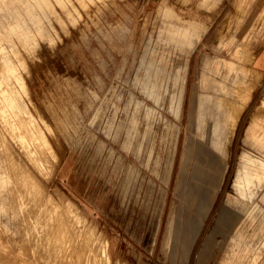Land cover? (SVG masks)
Here are the masks:
<instances>
[{
  "label": "rangeland",
  "instance_id": "rangeland-1",
  "mask_svg": "<svg viewBox=\"0 0 264 264\" xmlns=\"http://www.w3.org/2000/svg\"><path fill=\"white\" fill-rule=\"evenodd\" d=\"M263 53L264 0H0V264H199L242 156L264 160ZM261 184L208 264H264Z\"/></svg>",
  "mask_w": 264,
  "mask_h": 264
},
{
  "label": "bare ground",
  "instance_id": "bare-ground-1",
  "mask_svg": "<svg viewBox=\"0 0 264 264\" xmlns=\"http://www.w3.org/2000/svg\"><path fill=\"white\" fill-rule=\"evenodd\" d=\"M182 26V25H181ZM185 26V25H184ZM186 28V27H185ZM171 30V29H170ZM173 31V30H172ZM190 35L188 34L187 30H185L183 27H180L179 30L177 31V33H174L173 35V39L177 40L180 44H188L190 45V40H189ZM225 89V88H224ZM244 95V94H243ZM238 99V98H237ZM240 100V99H239ZM243 107H237L234 106L231 108L232 113L236 114V119H238V117L241 115V112L243 111ZM215 110V109H214ZM218 111V110H217ZM194 113V108L191 110V114H190V124L195 125V122H197V118L194 117L193 115ZM217 114V113H216ZM195 121V122H194ZM201 134V133H200ZM201 137H203V135H201ZM198 144L196 145V156H195V162L193 167H194V174L196 175L197 180H201V183H206L208 184H213L212 189L208 190V192H204L205 194H203L202 196V200H204L206 202L205 205L210 204V201L212 200L211 198H213V187L216 185V182L218 180V176H220V161H218V170L219 172L217 174L210 172L209 168H206V163L205 161L202 159V153H204V142L199 141L197 142ZM227 149H230L231 146H226ZM254 147L258 148L257 150L260 151H264V142L262 143H257L254 145ZM189 151V147L187 144V152ZM205 166H204V165ZM226 169L228 168V164L225 165ZM225 168V167H224ZM223 168V169H224ZM236 169V168H235ZM225 170V169H224ZM226 171V170H225ZM224 171V174H225ZM234 173V172H233ZM224 178V176H223ZM222 178V179H223ZM169 182V179H168ZM261 183H264V160L261 159H255V160H251V159H247L246 157H244V155L242 156L239 166L233 176V180L231 183V187H230V191L232 194H235L236 196H238L237 198H232L231 197V193H228L227 196L224 198L223 200V206L221 207V209L219 210V212L217 213L216 219H215V226H213V229L211 231H209L208 236L206 237V242L204 243L205 245L201 246L203 247L202 249V254L199 255L203 256V260L202 257L199 256V264H208L207 263V259L209 257H212L215 254L216 248H221L222 243H218L217 239H216V234L217 233H221L222 237H225L227 239V236L224 234V232L221 231V229H224V231H231L232 229H235L238 227V225L242 226L245 223V220L247 218H250V220H254V218H256V215H252L250 214V210L247 207L246 202L240 200V198H245L248 196H252L253 193L255 192V188H260V186L262 185ZM168 184V183H167ZM196 185V183H195ZM197 187V186H196ZM205 188V186L203 187ZM198 189V188H197ZM196 189V190H197ZM207 189V188H206ZM202 190V187H201ZM199 189V191H201ZM204 190V189H203ZM202 190V191H203ZM190 191V190H189ZM206 191V190H205ZM190 193V192H189ZM195 193H197L195 191ZM194 193V194H195ZM203 193V192H202ZM209 193V194H208ZM202 195V194H201ZM208 195V196H207ZM193 199V196H191ZM198 197V196H197ZM190 198V197H189ZM199 198V197H198ZM201 198V197H200ZM195 199V198H194ZM197 199V198H196ZM186 203L188 202V198H185ZM191 200V198H190ZM199 200V199H197ZM193 201V200H192ZM201 201V200H200ZM13 202V201H12ZM30 202V201H29ZM202 202V201H201ZM200 202V203H201ZM25 203V202H24ZM199 203V202H198ZM188 204V203H187ZM204 204V202L202 203V205ZM240 204V205H239ZM16 205V204H15ZM44 205V204H43ZM13 206V205H12ZM11 206V207H12ZM196 206V204H195ZM208 206V205H207ZM191 207V205H190ZM194 207V204L193 206ZM198 207H200L198 205ZM203 207V206H202ZM45 208V207H44ZM209 208V206H208ZM206 207V210L208 209ZM35 208H33L34 210ZM189 208H187L188 210ZM199 209V208H198ZM197 209V211H198ZM203 209V208H202ZM200 208L199 213L203 214L205 212V208L202 210ZM32 210V212H33ZM44 210V209H43ZM186 210V209H185ZM9 211V210H8ZM29 211V210H28ZM18 212V211H17ZM44 212V211H41ZM49 212V211H48ZM53 212V211H52ZM184 211H182L183 214ZM38 213V211H37ZM45 215V214H44ZM189 215V214H188ZM192 215V214H191ZM32 216V215H30ZM47 217V216H46ZM192 217V216H191ZM262 219H264V216H262ZM45 221V220H44ZM186 221V220H185ZM251 221L249 223H251ZM20 222V221H19ZM184 222V221H183ZM195 222V221H194ZM193 222V226L194 225ZM196 223V222H195ZM263 223V221H262ZM183 224V223H182ZM190 224V222H189ZM32 226V225H31ZM46 226V225H45ZM189 226V225H188ZM250 226H252V224H250ZM244 227V226H243ZM29 228V227H28ZM58 228V227H57ZM56 228V230H57ZM171 228V227H170ZM192 228V227H191ZM200 223L199 220L194 228V233H193V238L191 239L194 240V244L197 243V241L200 238V233H201V229H200ZM44 229V228H43ZM60 229V227H59ZM263 229V224H261V221L255 226L253 227V231L251 234H249L244 242H243V246H248L252 241L254 240H258L261 241L260 239V235H259V231H262ZM189 228H188V232H189ZM196 230V231H195ZM200 230V231H199ZM29 231V230H28ZM171 231V230H170ZM67 232V231H66ZM72 232V230H71ZM77 232V231H76ZM80 232V231H79ZM181 232V231H180ZM186 232V231H185ZM191 232V230H190ZM70 233V232H69ZM64 234V233H63ZM170 234V233H169ZM181 234V233H180ZM187 234V233H186ZM185 234V235H186ZM182 235V234H181ZM180 235V236H181ZM189 235H191L189 233ZM64 236V235H63ZM60 237V236H59ZM69 237V236H68ZM32 238V237H31ZM73 238V237H72ZM93 239V238H92ZM187 240V239H186ZM185 240V241H186ZM60 241V240H59ZM80 241V240H79ZM235 241V239H234ZM233 241V242H234ZM245 241L247 242L245 244ZM188 244V241H186ZM192 243V242H191ZM60 244V243H59ZM74 244V243H73ZM79 244V243H78ZM181 244V243H180ZM186 244V243H185ZM184 244V246H185ZM193 244V245H194ZM233 244V243H232ZM245 244V245H244ZM178 245V243H177ZM190 245V244H189ZM183 247V244H182ZM185 247H189V246H185ZM192 248V246H190ZM189 247V248H190ZM84 248V247H83ZM169 248V247H168ZM190 248V249H191ZM76 249V248H75ZM186 249V248H185ZM189 249V250H190ZM188 250V251H189ZM192 250V249H191ZM230 250V251H229ZM228 251H225L223 253V256L220 258L219 262L220 264H244L243 262L245 261L246 263V259L245 257L247 256L246 254V248H243L241 245H231L230 249ZM179 251V250H178ZM183 251V248H182ZM186 251V250H185ZM190 252V251H189ZM86 253V252H85ZM178 254V253H177ZM181 254V253H179ZM189 254V253H188ZM188 259H189V255ZM65 255V254H64ZM81 255V254H80ZM186 255V254H185ZM83 256V255H82ZM167 256V255H166ZM179 257V256H177ZM186 257V256H185ZM181 258V257H180ZM85 259V258H84ZM187 259V258H184ZM187 259V261H189ZM165 260H168L165 259ZM178 260V259H177ZM197 260V259H196ZM77 262V261H76ZM84 263V262H83ZM170 263V262H169ZM176 263V261H175ZM172 263V264H175ZM198 263V261H197ZM182 264V263H181Z\"/></svg>",
  "mask_w": 264,
  "mask_h": 264
},
{
  "label": "crops",
  "instance_id": "crops-1",
  "mask_svg": "<svg viewBox=\"0 0 264 264\" xmlns=\"http://www.w3.org/2000/svg\"><path fill=\"white\" fill-rule=\"evenodd\" d=\"M256 64L260 66L264 65V53L261 55L260 59L256 62ZM233 148L234 147H231L230 149L233 150ZM257 149L258 148L254 147L253 144H248L247 147L244 149V151L257 150Z\"/></svg>",
  "mask_w": 264,
  "mask_h": 264
}]
</instances>
